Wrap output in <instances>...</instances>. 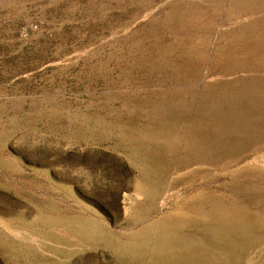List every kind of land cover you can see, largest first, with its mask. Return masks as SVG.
Instances as JSON below:
<instances>
[{"label": "rangeland", "instance_id": "374dc122", "mask_svg": "<svg viewBox=\"0 0 264 264\" xmlns=\"http://www.w3.org/2000/svg\"><path fill=\"white\" fill-rule=\"evenodd\" d=\"M0 264H264V0H0Z\"/></svg>", "mask_w": 264, "mask_h": 264}]
</instances>
